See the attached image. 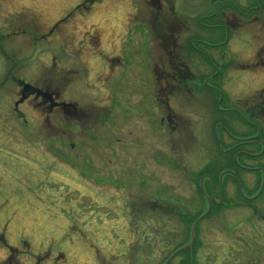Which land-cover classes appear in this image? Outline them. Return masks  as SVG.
Returning a JSON list of instances; mask_svg holds the SVG:
<instances>
[{
  "label": "rangeland",
  "instance_id": "obj_1",
  "mask_svg": "<svg viewBox=\"0 0 264 264\" xmlns=\"http://www.w3.org/2000/svg\"><path fill=\"white\" fill-rule=\"evenodd\" d=\"M82 1L0 0V264H166L190 243V220L206 210L197 188L201 177L210 173L217 185L223 170L233 167L222 162L218 117L200 82L206 73L179 82L167 66L164 75L171 48L159 35L185 43L213 34L197 25L206 14L191 0H171L179 12L165 6L155 19L158 6L146 0H97L85 11L78 10ZM68 11L70 19L57 28ZM143 23L150 25L149 36ZM23 30L25 37L8 38ZM50 30L37 45L34 38ZM239 47L235 39L231 49ZM175 53L193 62L183 49ZM229 54L228 64L246 63ZM43 78L89 116L78 121L55 110L52 131L30 107V95L13 109L24 85ZM165 103L181 119L178 130H159ZM70 144L77 145L73 154H83L82 161L69 157L75 173L59 155ZM245 175L248 185L263 181ZM232 197L198 225L199 243L191 249L198 251L197 264H239L240 220L254 207ZM256 203L264 209V196ZM180 261L175 256L168 264Z\"/></svg>",
  "mask_w": 264,
  "mask_h": 264
},
{
  "label": "flooded vegetation",
  "instance_id": "obj_2",
  "mask_svg": "<svg viewBox=\"0 0 264 264\" xmlns=\"http://www.w3.org/2000/svg\"><path fill=\"white\" fill-rule=\"evenodd\" d=\"M95 1L97 0H83L82 3L78 5V10L85 11L87 6ZM146 1L153 5V7L155 5L158 6V8L155 6L157 10L154 11V19L159 18V16L161 18L163 14L162 8L165 6H169V10H171L173 14L179 12V9L175 7L171 0ZM207 1L208 0H191L195 8L199 5L198 12L200 11L201 4L203 5L202 12L206 14L205 20L199 18L196 22L198 26L212 33L213 37L208 38L207 41L192 37L188 42L181 43L179 41L177 42L175 39L173 41L174 37L171 36V33L168 37L166 35H159L163 44H166V42L170 40L168 42L171 48L168 64L162 65L161 70L165 75V68H167V66L171 67L175 75L172 80L179 82H181V79L185 78L192 81L194 75L206 73V76L202 78L203 80L200 82H204L205 84V89L209 95L208 102H210L212 114L215 112V116L218 117L215 128H217V133L219 135L218 145L221 148V155L224 157L222 162H226L227 165L232 163V167H236V171H234L233 168L230 169V167H227L218 177L217 180L219 182L217 185H214L212 180L213 177L210 173L201 177V180H199L200 185L197 186V188L199 189V194L201 193L200 197H204L205 199L206 210L194 221L190 220V228L188 231L190 243L174 250L163 262L168 264L175 256H181L180 264H197L198 260L196 259V254H198V251L197 249L191 251V249L193 247L192 244H194L195 247L196 245L198 246L199 243L198 225L201 224L205 218L206 221H210L211 218H213L211 216H213L216 210L220 211L227 208V205H229L227 200L233 198L232 195H234L237 196L238 199L243 200L239 201L242 207L250 205L254 207L252 214H248L249 218L241 217L242 220H240L242 223L240 225L241 240H239L240 247L238 249L239 264H264V233H261L258 229L259 226L264 227V209L260 207L261 205L258 206V203H256L264 196V163H261L264 161V0H211L209 1V5L206 6ZM68 13L69 11L62 17L57 28L62 24H66L65 22L70 19ZM147 25L145 23H143V25L140 24L143 34L149 36L150 25ZM181 28L182 26L179 25V29ZM53 30L43 34L39 33V35L34 38L35 43L38 45L49 39L55 31ZM26 35H28L27 31L23 30L21 33L12 32L8 35V38L19 39ZM2 37L6 36L2 35ZM235 39L239 41L240 47L234 51V49L231 48L233 47V41ZM200 45L205 46L206 51L199 49L198 46ZM177 48H179L180 51L181 49L186 51V57L190 55L194 56L193 62L191 63L193 67L189 65V62L187 63V59L186 61L179 59L175 53ZM229 52L232 56L240 55L246 63L236 66H234L235 64L233 62H231V65L228 64L230 63V61L227 60L230 56ZM172 55L173 57H171ZM52 62L55 63V59H52ZM200 69L202 71H200ZM165 78L168 79V76ZM43 79L41 84H30L32 90L39 91V93L36 92L35 94H31L32 96L30 95V97H32L30 101L33 105L30 107L35 113L42 114L41 119L44 121L45 126L53 131L54 126L50 118L55 110H59L64 117H74L78 121L86 119L89 116L88 113L81 112V109H78L73 103L70 104L67 100H62L61 93H59L60 87L58 85L55 88L51 81L45 78ZM21 82L22 81H19L18 85ZM67 83L68 82H66L63 87L65 91L68 89L70 82ZM17 89L19 92L20 87ZM44 95H47L49 98L46 99ZM232 95L233 97H231ZM19 99L20 97L18 96L17 102ZM26 102H29V98L25 99L20 105ZM20 105L17 108L18 110ZM13 109H15L14 105ZM160 109H162V117L159 118V130L164 132L166 129L165 126L173 130H178L181 119L179 115L172 110L169 103L163 104ZM186 126L187 124L185 123L183 128L186 129ZM222 134L224 135L222 136ZM49 140L51 139L48 138V141ZM96 140L97 138L95 137L91 139L93 142H96ZM82 143L86 145L85 141H82ZM69 146L70 148L68 151L59 153V155L63 157L66 166H70L71 159L69 157H73L76 161H82L81 157H83V154H73L75 146L77 147L76 144H70ZM47 152H50L49 155L52 156L51 150H47ZM239 160H243L244 163L239 162ZM70 167L74 168H69L74 173L78 171V167L75 168L76 165ZM245 174L251 176L254 174V178H263L261 182L262 186L260 185L257 187V185H248L244 179L246 177ZM220 178L225 180L224 186ZM205 180L207 181L206 190L203 187V182ZM254 182L255 181H253V184ZM201 190L204 191L202 192ZM196 207H198L197 202H195V208ZM247 220L249 223H247ZM190 252L191 258L190 255L186 258L185 255H188Z\"/></svg>",
  "mask_w": 264,
  "mask_h": 264
},
{
  "label": "water",
  "instance_id": "obj_3",
  "mask_svg": "<svg viewBox=\"0 0 264 264\" xmlns=\"http://www.w3.org/2000/svg\"><path fill=\"white\" fill-rule=\"evenodd\" d=\"M36 90H32V88H30V86L28 85H24V88L22 90L21 93V98L19 100V102L16 104L15 107L18 106V104L22 103L29 95H31L32 93H34ZM39 93V91H36ZM47 99L49 98L47 95H44Z\"/></svg>",
  "mask_w": 264,
  "mask_h": 264
}]
</instances>
